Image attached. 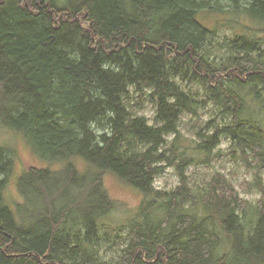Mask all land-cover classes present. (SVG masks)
Masks as SVG:
<instances>
[{"label":"trees","instance_id":"obj_1","mask_svg":"<svg viewBox=\"0 0 264 264\" xmlns=\"http://www.w3.org/2000/svg\"><path fill=\"white\" fill-rule=\"evenodd\" d=\"M221 1L264 22V0H0V124L64 166L27 170L15 213L4 196L12 158L0 149V264H264V186L250 220L221 174L203 195L202 213H190L183 192L193 158L182 153L176 163L174 144L171 155L162 151L199 104L185 81L231 118L202 136L196 152L208 155L227 137L264 171V124L248 101L261 102L264 58L244 40L226 43L221 58L210 54L203 14L223 12ZM132 90L148 92L155 125L135 111ZM163 162L182 179L170 195L154 188ZM107 176L143 195L113 260L98 248L101 221L117 209ZM45 191L51 205L35 212Z\"/></svg>","mask_w":264,"mask_h":264},{"label":"rangeland","instance_id":"obj_2","mask_svg":"<svg viewBox=\"0 0 264 264\" xmlns=\"http://www.w3.org/2000/svg\"><path fill=\"white\" fill-rule=\"evenodd\" d=\"M57 1L63 4L66 0ZM220 6L223 7V12L203 14L206 25L213 31L209 36L207 46L210 54L218 55L221 58L228 51L226 43L231 44L238 40H244L256 44L258 47L257 53L253 54L254 57L260 54L264 58V22L251 20L244 14H234L225 1H221ZM216 9L218 8L216 7ZM179 83L183 88H189L195 93L199 91L200 94L195 112L185 114L178 134L167 138V144L162 149L169 156L171 155V146L174 144L178 157L176 163L180 161L182 153L193 158L192 163L185 170L186 186L183 195L188 196L184 199H189L185 207L191 209L190 213H202L203 205L200 203L203 195L211 189L213 180L221 174L233 185L238 197L247 203L248 220H250L262 199L260 186H264V171L260 168H251L243 158L241 150L227 137H222L220 145L208 155L196 152V147L201 143L202 136L212 135L219 126L230 125L231 118L222 114L218 105L208 99L205 91L199 85L189 84L185 81ZM252 99H248L252 107L250 113L258 115L264 124V91H261L260 104H256L255 99ZM130 100L139 116L145 117L150 125L156 124V105L149 99L148 92L137 93L132 90ZM245 119L249 120V116ZM0 149L9 152L12 158V170L7 179L4 196L7 204L15 213H18L21 205L24 204V197L19 189V180L27 170L32 167L44 168L48 166L57 172L64 170L61 162H47L46 159L33 152L22 134L9 130L1 124ZM158 166L160 174L154 181L155 191L169 195L177 191L182 185L178 169L168 162H163ZM104 185L111 198L116 201L117 209L101 221L102 227L99 232L101 242L98 248L105 260H113L122 255L128 240L130 225L139 211L143 195L122 185L111 176L105 177ZM77 193L80 194L79 197L84 195L85 198V193L81 194L77 188H74V196H77ZM43 195V197L39 196L35 199V212L45 211L51 205L50 194L45 191ZM191 198L197 201L194 210L191 208L193 205ZM69 203L71 201H59L57 205L67 206Z\"/></svg>","mask_w":264,"mask_h":264}]
</instances>
